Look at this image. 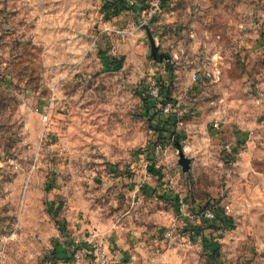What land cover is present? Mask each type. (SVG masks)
<instances>
[{
  "label": "rangeland",
  "instance_id": "374dc122",
  "mask_svg": "<svg viewBox=\"0 0 264 264\" xmlns=\"http://www.w3.org/2000/svg\"><path fill=\"white\" fill-rule=\"evenodd\" d=\"M155 1L0 0V264H264V0Z\"/></svg>",
  "mask_w": 264,
  "mask_h": 264
},
{
  "label": "trees",
  "instance_id": "16d2710c",
  "mask_svg": "<svg viewBox=\"0 0 264 264\" xmlns=\"http://www.w3.org/2000/svg\"><path fill=\"white\" fill-rule=\"evenodd\" d=\"M141 1L143 2L144 0H141ZM118 5H119L118 2L112 4V2L110 1L108 4L106 3L104 5V7L107 11L111 10L115 13V10L118 9ZM157 84H158V82H157ZM158 86L160 88L159 97L157 99H154L153 97L150 96V92L146 91L145 96L143 98L144 104L147 105V107L151 108L152 111H154L153 117H154L155 121H161L164 118H165V120L167 119V122L165 124H167L169 126L171 125L173 127L172 131L175 132L177 124L179 123L178 117L175 114H169L168 116H165L163 114V109L168 104H170L172 106V108L175 109L176 104H175V102H172L169 98V95H170L169 94L170 93L169 86H167L165 84H161V83H159ZM165 99H167V100H165ZM160 135H163V134L161 133ZM174 135L175 134L169 132L167 134V138L169 139L170 136H174ZM157 143H161V144H163V146H165L166 141L162 140V141H158ZM148 172L151 175H153L154 177H157L159 180L163 179L162 175H160L159 172L155 171L154 167H151V168L149 167ZM176 204H178V202ZM206 209H212L215 213V216H216V219H215L214 223L212 224L211 228L218 229V230L228 228L229 223H230V219L225 217V216H222L221 212L218 210V208L214 204L209 203L208 205L200 208L199 210L202 211V210H206ZM177 213H178V206H177ZM73 255L74 254H71L72 259H73Z\"/></svg>",
  "mask_w": 264,
  "mask_h": 264
},
{
  "label": "built area",
  "instance_id": "2783aa9c",
  "mask_svg": "<svg viewBox=\"0 0 264 264\" xmlns=\"http://www.w3.org/2000/svg\"><path fill=\"white\" fill-rule=\"evenodd\" d=\"M129 3H130L131 7L135 6V4H136V2H133V1L132 2L130 1ZM159 7H160V0H156L153 13H157L160 9ZM156 88H157L156 96H155V93L148 91V92H150V96L153 97L154 99H157L159 97V93H160L159 86H156ZM175 108H176V106H175ZM163 114L165 116H168L169 114H174V108H172V106L170 104H168L163 109ZM48 120H49V117H47L46 115L43 116L44 123H48ZM262 124L264 125V121L262 122ZM214 127H215L216 131H220V126L218 124L215 125ZM162 148L163 147L161 144H157L152 149L153 150L152 153L157 156L160 154ZM149 167L151 168L154 166H153V164H150V166H148V168H147V172H148ZM149 176H152V175L150 174ZM138 200L141 201L140 198H138ZM177 206H178V216L181 217L182 214L185 213V211H186L187 204L185 203L184 200H178ZM194 215L195 216L193 219H196L197 221L202 222L203 224L208 225V226L212 225L216 219L215 213L212 209H206V210H202V211L196 210L194 212ZM95 237H97V236L94 235V238ZM159 237H160V239L166 241L168 239H171L172 234L170 232H166L163 235H160ZM159 237H158V239H159ZM158 239H155V243H159ZM157 247H159V246H157ZM73 258H75L76 260H79L81 258L80 253L75 252L73 255ZM110 261H111L110 260V254H109L107 248L106 247L103 248V247L99 246V247H97L96 251L94 252L93 259H92V262L90 264H111Z\"/></svg>",
  "mask_w": 264,
  "mask_h": 264
},
{
  "label": "water",
  "instance_id": "95a60500",
  "mask_svg": "<svg viewBox=\"0 0 264 264\" xmlns=\"http://www.w3.org/2000/svg\"><path fill=\"white\" fill-rule=\"evenodd\" d=\"M151 57L156 60L158 63H161L163 60H169L168 55H159L158 49L155 47L153 43H151ZM180 165L183 168V172L186 174L189 172V161L186 160L182 155L180 157Z\"/></svg>",
  "mask_w": 264,
  "mask_h": 264
}]
</instances>
